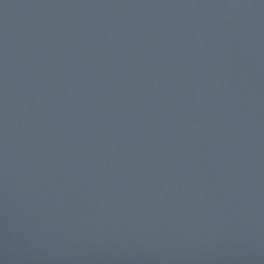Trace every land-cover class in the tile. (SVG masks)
I'll use <instances>...</instances> for the list:
<instances>
[{"label":"water","instance_id":"water-1","mask_svg":"<svg viewBox=\"0 0 264 264\" xmlns=\"http://www.w3.org/2000/svg\"><path fill=\"white\" fill-rule=\"evenodd\" d=\"M0 264H264V0H0Z\"/></svg>","mask_w":264,"mask_h":264}]
</instances>
